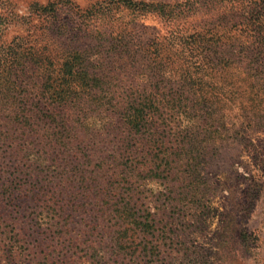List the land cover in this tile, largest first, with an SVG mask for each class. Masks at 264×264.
Instances as JSON below:
<instances>
[{
  "label": "rangeland",
  "instance_id": "374dc122",
  "mask_svg": "<svg viewBox=\"0 0 264 264\" xmlns=\"http://www.w3.org/2000/svg\"><path fill=\"white\" fill-rule=\"evenodd\" d=\"M0 264H264V0H0Z\"/></svg>",
  "mask_w": 264,
  "mask_h": 264
},
{
  "label": "trees",
  "instance_id": "16d2710c",
  "mask_svg": "<svg viewBox=\"0 0 264 264\" xmlns=\"http://www.w3.org/2000/svg\"><path fill=\"white\" fill-rule=\"evenodd\" d=\"M163 9L164 8H160V13H163ZM105 13H106L105 11L101 12L100 10V15H104ZM195 43L196 41L192 42V44ZM75 63L76 64L78 63V65L80 64L78 59H75ZM73 64L74 63H67L65 65L64 77L66 81H63L64 85L65 82L67 85H69L73 79L79 81L85 88H88L94 82L100 83L98 79L96 80L90 79L89 77L90 75H88V73L84 69L79 70L78 76L75 77L76 73L73 74V67H75V64L74 65ZM81 66L82 65H79L80 68H82ZM199 74L202 75L193 81V82L197 81V85H198V89L196 90L195 93L198 95V97L202 100L204 104L209 105L206 107L202 106L203 108H206L207 111H204L205 113L202 112L201 114L206 115L208 121H211L214 120V117L218 116L221 112H224L227 107L225 105L221 106V104L212 106L211 103L213 100H220V98L226 97L227 94L225 93V86L221 87V84H216L214 78H211L210 81L207 82L204 72H200ZM55 94H56L55 96L56 100H58V102L60 103L65 101L66 97L68 96L67 93H63L58 90H55ZM131 104L132 105L129 107L128 111L126 112L128 113V116L125 118V122L122 124V127H124V130L131 132V134L134 135L133 140L136 141L134 143L136 144V149H144L149 147L154 148V146L160 144V138L153 132V129L151 128V124L149 122V116L150 114L155 112L158 107L149 97H144V100H142L141 102H135ZM217 121L220 122V120ZM224 124L226 125L225 122ZM215 133L216 131H214L212 134ZM84 157H85L84 163L87 164L91 163L92 157H90L89 155H84ZM87 166L88 165L85 164H79L77 165V168L75 170L82 172L83 173L82 177L84 178L86 177L87 174V169H88ZM102 197H103V201L106 203H111L110 200L113 199V196L110 193H106V195H103ZM118 207L119 206H116V210L114 211L115 213L114 218L120 224L128 223L129 220H132L135 217L131 209L118 208ZM104 211H105L104 213H106V210ZM126 237H128V231H126L125 229L120 230L118 232V239H115L114 243L116 245L120 244V246H122L124 244V240Z\"/></svg>",
  "mask_w": 264,
  "mask_h": 264
}]
</instances>
